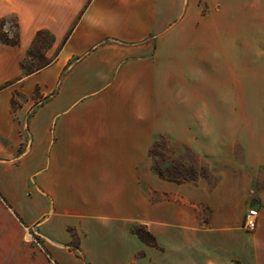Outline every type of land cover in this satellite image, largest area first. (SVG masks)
<instances>
[{
	"label": "crops",
	"instance_id": "0c3cea01",
	"mask_svg": "<svg viewBox=\"0 0 264 264\" xmlns=\"http://www.w3.org/2000/svg\"><path fill=\"white\" fill-rule=\"evenodd\" d=\"M198 1L44 0L30 18L17 11L19 43L0 41V264H264L262 186L190 188L153 169L160 135L192 129L180 114L192 99ZM42 30L65 40L26 73ZM251 194L253 232L243 227Z\"/></svg>",
	"mask_w": 264,
	"mask_h": 264
},
{
	"label": "rangeland",
	"instance_id": "374dc122",
	"mask_svg": "<svg viewBox=\"0 0 264 264\" xmlns=\"http://www.w3.org/2000/svg\"><path fill=\"white\" fill-rule=\"evenodd\" d=\"M213 1L218 12L208 14L206 0L192 8V99L182 98L180 114L182 125L191 122L192 129H166L160 135L150 148L153 169L166 182L190 188L198 182L213 188L222 179L228 187L264 188V0ZM43 3L0 0V41L17 39V11L30 18ZM53 3L74 9L77 0ZM64 40L56 41L48 30L35 34L25 72L53 61ZM252 195L250 208L258 210ZM162 196L174 198L168 191ZM180 201L187 203L184 196ZM197 208L207 216L205 205ZM135 230L146 235L143 227Z\"/></svg>",
	"mask_w": 264,
	"mask_h": 264
},
{
	"label": "built area",
	"instance_id": "2783aa9c",
	"mask_svg": "<svg viewBox=\"0 0 264 264\" xmlns=\"http://www.w3.org/2000/svg\"><path fill=\"white\" fill-rule=\"evenodd\" d=\"M259 211L254 208H250L245 216L243 227L247 231H255L258 227Z\"/></svg>",
	"mask_w": 264,
	"mask_h": 264
},
{
	"label": "trees",
	"instance_id": "16d2710c",
	"mask_svg": "<svg viewBox=\"0 0 264 264\" xmlns=\"http://www.w3.org/2000/svg\"><path fill=\"white\" fill-rule=\"evenodd\" d=\"M40 32V31H39ZM39 32L37 33V35L39 34ZM19 35L17 37V39L15 41H11L9 39H5V40H2V42H5L7 44H12V45H16L19 43ZM48 64V63H47ZM45 66V65H44ZM139 234V236L146 242L150 243V244H155V239L154 237L146 231V235L143 233V232H137ZM148 237L151 239V241L148 240Z\"/></svg>",
	"mask_w": 264,
	"mask_h": 264
}]
</instances>
